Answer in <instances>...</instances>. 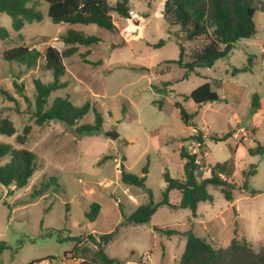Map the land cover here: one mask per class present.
I'll return each instance as SVG.
<instances>
[{
  "label": "rangeland",
  "instance_id": "rangeland-1",
  "mask_svg": "<svg viewBox=\"0 0 264 264\" xmlns=\"http://www.w3.org/2000/svg\"><path fill=\"white\" fill-rule=\"evenodd\" d=\"M164 1L134 0L130 18L114 15L113 33L94 24H55L46 3L40 7L43 20L27 23L19 32L11 17L0 13V26L10 32L8 39H0V121L9 119L16 129L13 136L0 134V144L32 151L38 164L29 184L14 195L0 185V264H80L69 254L79 241L88 249L87 261L101 264L92 241L99 242L104 234L111 237L102 249L123 264H180L189 231L216 246L227 247L239 238L256 251L264 249V154L251 151L264 147V0H257L256 33L188 78L183 68L168 62L179 57V47L167 32L170 27L161 13ZM69 28L102 39L64 58L62 80L69 85L49 99L51 103L57 96H68L75 105L89 101L99 109L102 128L82 136L57 120L36 123L34 79L53 80L43 59L27 68L4 58L6 50L19 45L42 54L48 46L63 51L67 46L59 36ZM161 39L165 45L154 47ZM194 46L185 43L187 54ZM86 52L89 61L102 64L83 62L81 54ZM205 82L219 100L201 106L185 100L183 95ZM254 94L261 105L252 114ZM177 104L196 113L194 125L184 123ZM94 119L92 109L78 125ZM196 131L203 135L205 147L189 139ZM109 132L119 136L111 139ZM226 133L232 137L214 140ZM18 135L26 137L24 144L18 143ZM182 147L189 153H207L206 160L198 157V177L210 178V167L218 166L236 184L233 200L208 184L213 201L201 202L196 218L188 209L160 206L148 222L125 223V216L148 203L151 194L155 203L162 200L166 170L176 179L184 178ZM120 164L140 177L146 175L145 186L124 184ZM180 196L174 190L170 201L177 203ZM95 204L100 211L91 221L87 214ZM157 226L179 233L167 236L156 231Z\"/></svg>",
  "mask_w": 264,
  "mask_h": 264
},
{
  "label": "trees",
  "instance_id": "trees-1",
  "mask_svg": "<svg viewBox=\"0 0 264 264\" xmlns=\"http://www.w3.org/2000/svg\"><path fill=\"white\" fill-rule=\"evenodd\" d=\"M133 1L0 0V13L9 15L14 30L19 32L25 24L43 20L40 7L42 3H46L48 16L55 24H94L113 33L117 29L114 15L123 19L130 18ZM256 12L257 0H165L161 13L167 26L170 28L179 26L178 31L172 32L170 28L167 31L169 35L173 36L179 47V57L168 62L176 63L180 68H183L185 70L184 78H188L196 68L213 66L218 59L228 56L240 39L250 38L256 33ZM9 37L8 29L0 26V39ZM59 40L67 46L63 51H59L54 46H48L42 54L26 45H19L6 50L4 58L6 61L16 62L27 68L38 65L39 59L42 58L45 70L51 72L53 80L50 82L34 79L36 110L33 116L38 125L57 120L73 128L78 136L97 132L102 128L104 118L99 109H94L89 101L82 105H75L68 96H57L51 103L49 99L52 93L65 89L69 85L68 81L62 80L66 74L64 58L75 55L80 46L90 48L102 42V39L96 35H86L74 28H69L66 33L59 36ZM165 43L166 41L161 39L153 46L159 48ZM185 43H193L196 46L187 54ZM81 56L85 63L93 66L102 64L100 60L89 61L86 58L87 52ZM236 71L237 73L244 72L247 69H236ZM15 86L20 92L23 91L21 85L15 83ZM183 96L185 100L191 99L199 106L220 99L218 93L212 90L209 82L203 83ZM260 105L259 95L254 94L251 104L252 114L258 111ZM177 106L181 109L184 123L190 126L194 125L193 120L196 113H188L181 104H177ZM92 109L95 113L94 122L78 125V122ZM0 134L7 136L16 134V129L9 119L0 121ZM230 137L232 134L226 133L221 138L214 140L226 141ZM189 139L196 140L198 147H205L201 132L196 131ZM17 140L18 143L24 144L26 137L18 135ZM251 151L264 154V147L259 146ZM180 153L184 161V178L176 179L166 170L163 173L165 187L162 190V200L155 203L151 194V200L148 203L140 205L134 212L125 216V223L148 222L160 206L188 209L191 211L192 217L196 218L198 205L201 202L213 201V196L207 190L208 184L220 187L225 198L228 201L233 200V189L236 184L227 180V175L218 166L210 167V178L200 179L198 177L197 171L200 165L197 160L199 156L201 159H205V152L189 153L185 147H182ZM7 157L9 159L3 162ZM37 168V155L32 151L22 147L14 148L11 144H0V185L9 189L8 195H14L15 191L25 188ZM119 169L121 181L124 184L136 187L145 186L146 175L140 177L131 173L123 164H120ZM174 190L181 194L177 203L170 201V193ZM91 209V214H87V216L91 221H94L99 214L100 206L95 204ZM155 230L167 236L179 233L175 229L161 226L155 227ZM110 237L111 235L104 234L99 242L92 241L96 247L94 255L101 264H123L120 259L110 257L102 249V244L106 243ZM78 243L69 254L73 259L80 260V264H93L87 261L88 249L86 246H80L82 241ZM37 262L41 261L28 264ZM180 264H264V249L256 251L245 239L239 238H234L227 247L216 246L189 231Z\"/></svg>",
  "mask_w": 264,
  "mask_h": 264
},
{
  "label": "water",
  "instance_id": "water-1",
  "mask_svg": "<svg viewBox=\"0 0 264 264\" xmlns=\"http://www.w3.org/2000/svg\"><path fill=\"white\" fill-rule=\"evenodd\" d=\"M107 135H108L111 139H116V138L119 136V134L116 133V132H109Z\"/></svg>",
  "mask_w": 264,
  "mask_h": 264
},
{
  "label": "crops",
  "instance_id": "crops-1",
  "mask_svg": "<svg viewBox=\"0 0 264 264\" xmlns=\"http://www.w3.org/2000/svg\"><path fill=\"white\" fill-rule=\"evenodd\" d=\"M206 155H207V153H205V160H206ZM205 163H206V161H205ZM207 164V163H206Z\"/></svg>",
  "mask_w": 264,
  "mask_h": 264
},
{
  "label": "built area",
  "instance_id": "built-area-1",
  "mask_svg": "<svg viewBox=\"0 0 264 264\" xmlns=\"http://www.w3.org/2000/svg\"><path fill=\"white\" fill-rule=\"evenodd\" d=\"M241 131H243V129H241ZM197 163H200V161L197 160Z\"/></svg>",
  "mask_w": 264,
  "mask_h": 264
}]
</instances>
